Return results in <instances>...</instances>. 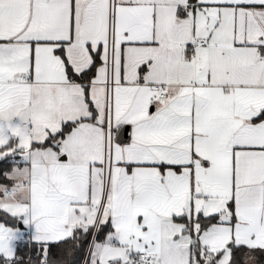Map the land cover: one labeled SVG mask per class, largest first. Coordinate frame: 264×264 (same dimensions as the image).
<instances>
[{
  "label": "snow or ice",
  "instance_id": "snow-or-ice-1",
  "mask_svg": "<svg viewBox=\"0 0 264 264\" xmlns=\"http://www.w3.org/2000/svg\"><path fill=\"white\" fill-rule=\"evenodd\" d=\"M0 264H264V0H0Z\"/></svg>",
  "mask_w": 264,
  "mask_h": 264
}]
</instances>
